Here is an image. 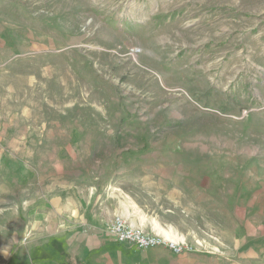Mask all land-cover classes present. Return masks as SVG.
I'll list each match as a JSON object with an SVG mask.
<instances>
[{
	"label": "rangeland",
	"instance_id": "rangeland-1",
	"mask_svg": "<svg viewBox=\"0 0 264 264\" xmlns=\"http://www.w3.org/2000/svg\"><path fill=\"white\" fill-rule=\"evenodd\" d=\"M97 194L194 248L102 222L134 263L264 264V0H0V264L82 263Z\"/></svg>",
	"mask_w": 264,
	"mask_h": 264
},
{
	"label": "crops",
	"instance_id": "crops-1",
	"mask_svg": "<svg viewBox=\"0 0 264 264\" xmlns=\"http://www.w3.org/2000/svg\"><path fill=\"white\" fill-rule=\"evenodd\" d=\"M172 192L178 197L180 202L186 204L191 203L192 193L189 192V190L174 189ZM174 194H172L173 198H175ZM91 199L92 201L88 207L90 213L88 220H81L82 225L87 226L88 228L83 226L76 227L75 229L70 228L73 231L69 235L60 232L61 237H64L67 241L69 237H71L78 244L79 247L75 253H77L80 261L83 259V262H80L79 264H141L134 263L127 257L128 252H134L133 247H120L111 244L109 236L107 237L104 230L99 227L103 225L102 222L106 223L114 215L122 216L132 226L140 227L146 231L155 232L156 234L173 241L181 239L179 238V235H177V229L173 226V223H160L158 218L149 216L140 206L131 204L130 202L128 203L127 200L124 202L120 201L117 205H112L104 200L103 194H97V196L93 198L91 197ZM66 229L69 228L65 227L64 230ZM116 243L123 245V243ZM165 260L166 259L158 258L152 264H162Z\"/></svg>",
	"mask_w": 264,
	"mask_h": 264
},
{
	"label": "built area",
	"instance_id": "built-area-1",
	"mask_svg": "<svg viewBox=\"0 0 264 264\" xmlns=\"http://www.w3.org/2000/svg\"><path fill=\"white\" fill-rule=\"evenodd\" d=\"M105 232L116 242L129 243L139 250L163 246L173 254H180L194 249L192 246L174 242L161 235L145 232L140 227L130 225L119 215L113 216L105 223Z\"/></svg>",
	"mask_w": 264,
	"mask_h": 264
},
{
	"label": "clouds",
	"instance_id": "clouds-1",
	"mask_svg": "<svg viewBox=\"0 0 264 264\" xmlns=\"http://www.w3.org/2000/svg\"><path fill=\"white\" fill-rule=\"evenodd\" d=\"M25 239H27V237ZM4 254H6V253H4Z\"/></svg>",
	"mask_w": 264,
	"mask_h": 264
}]
</instances>
